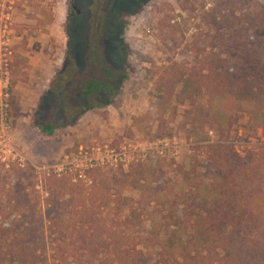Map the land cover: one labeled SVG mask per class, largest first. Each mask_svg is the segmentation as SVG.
Listing matches in <instances>:
<instances>
[{
  "label": "trees",
  "instance_id": "1",
  "mask_svg": "<svg viewBox=\"0 0 264 264\" xmlns=\"http://www.w3.org/2000/svg\"><path fill=\"white\" fill-rule=\"evenodd\" d=\"M255 1L213 0L203 11L211 49L196 53L202 59L176 94L183 102L211 93L219 128L246 112L251 127L264 131V7L251 9ZM111 20L107 36L95 33V66L83 84L107 102L128 77L124 21ZM166 115L158 138L174 134L175 109ZM42 129L54 133L49 124ZM214 160L222 171L208 183L190 178L191 170L175 177L166 157L110 171L90 167L86 180L77 171H49L43 195L38 169L10 161L5 172L0 167V264H264V147L242 156L224 144Z\"/></svg>",
  "mask_w": 264,
  "mask_h": 264
},
{
  "label": "rangeland",
  "instance_id": "2",
  "mask_svg": "<svg viewBox=\"0 0 264 264\" xmlns=\"http://www.w3.org/2000/svg\"><path fill=\"white\" fill-rule=\"evenodd\" d=\"M212 3L9 0L13 55L7 129L0 127L3 172L10 161L34 165L43 195V179L49 171H77L86 180L85 170L90 167L110 171L138 160L166 157L175 163L171 172L175 177L182 179L180 169L191 170L190 178L208 183L222 171L214 160L219 146L229 144L242 156L264 147L263 128H252L246 112L224 129L213 123L216 100L211 93L194 94L183 102L176 99L190 67L202 59L196 53L210 52L213 30L201 15ZM262 7L264 0H256L251 9ZM112 18L124 21L128 77L114 100L107 102L103 93H85L83 84L95 66V33L107 36ZM167 95L171 103L164 100ZM173 109L175 116L168 122L173 136L158 138L160 113L165 110L170 118ZM47 124L53 134L42 129Z\"/></svg>",
  "mask_w": 264,
  "mask_h": 264
},
{
  "label": "built area",
  "instance_id": "3",
  "mask_svg": "<svg viewBox=\"0 0 264 264\" xmlns=\"http://www.w3.org/2000/svg\"><path fill=\"white\" fill-rule=\"evenodd\" d=\"M9 0H0V127L2 131L7 129V109L9 107L8 82L10 77V57L13 55L10 44L12 30L9 25L10 15L7 11ZM2 135H5L3 133ZM86 155V154H85ZM116 156L117 154H113ZM89 165L93 166L92 161ZM82 176V173H80Z\"/></svg>",
  "mask_w": 264,
  "mask_h": 264
}]
</instances>
